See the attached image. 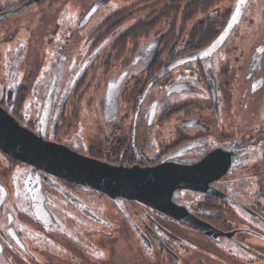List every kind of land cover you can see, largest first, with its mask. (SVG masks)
Returning <instances> with one entry per match:
<instances>
[{
	"label": "flooded vegetation",
	"instance_id": "flooded-vegetation-1",
	"mask_svg": "<svg viewBox=\"0 0 264 264\" xmlns=\"http://www.w3.org/2000/svg\"><path fill=\"white\" fill-rule=\"evenodd\" d=\"M24 1L0 0V12ZM74 2L77 17L54 14L67 23L48 34L53 70L25 126L40 134L50 93L45 140L111 164L207 158L225 170L211 190L172 200L214 232L136 200L95 208L77 193L88 188L0 151V264H264V0ZM87 110L100 124L82 136Z\"/></svg>",
	"mask_w": 264,
	"mask_h": 264
},
{
	"label": "water",
	"instance_id": "water-1",
	"mask_svg": "<svg viewBox=\"0 0 264 264\" xmlns=\"http://www.w3.org/2000/svg\"><path fill=\"white\" fill-rule=\"evenodd\" d=\"M38 1L40 0H26L14 8L2 11L0 20L19 14ZM217 43L203 52L212 51ZM9 98L8 96L6 100L8 105L11 104ZM51 102L49 93L42 113L40 134L23 125L0 104V151L14 160L34 167L37 174L42 171L74 185L100 192L112 200L124 198L139 201L196 226L207 235L213 234L214 229L211 226L199 223L178 207L173 202L172 195L175 190L181 188L208 192L211 190L208 182L218 178L225 170L213 166L209 168L208 164H202L208 161L207 158L198 165L164 160L155 165L140 166L111 164L80 154L66 145L43 138ZM31 190L35 192V200H39L43 216L44 194L38 176Z\"/></svg>",
	"mask_w": 264,
	"mask_h": 264
},
{
	"label": "rangeland",
	"instance_id": "rangeland-1",
	"mask_svg": "<svg viewBox=\"0 0 264 264\" xmlns=\"http://www.w3.org/2000/svg\"><path fill=\"white\" fill-rule=\"evenodd\" d=\"M17 1L8 0L7 5L16 4ZM49 1L34 3L22 13L0 22V103L23 125L30 127L35 126L37 103L44 96L53 70V67L48 65L52 45L48 34L51 30L52 33H57L60 29L58 34H63L64 24L67 23L63 17L60 20L56 19L54 14L65 6L63 11H68L74 18L82 9L80 3L74 4L75 0H69L71 5H65L67 0L52 4ZM132 1L135 0H119L124 5ZM81 3L84 4V1ZM74 22L76 23V20L72 22V26L75 25ZM11 85L17 89L13 106L6 103V92ZM88 110L85 112L86 115L82 113L80 118L82 136H85L84 133L86 135L96 133V127L100 124L96 114L90 111L89 115ZM79 190L77 193L95 208L110 203L107 196L95 193V190L89 188L86 191ZM70 221L69 224L72 225L74 221L72 219ZM89 224L88 220L84 222L86 226Z\"/></svg>",
	"mask_w": 264,
	"mask_h": 264
}]
</instances>
